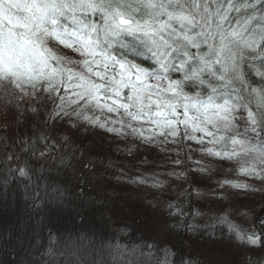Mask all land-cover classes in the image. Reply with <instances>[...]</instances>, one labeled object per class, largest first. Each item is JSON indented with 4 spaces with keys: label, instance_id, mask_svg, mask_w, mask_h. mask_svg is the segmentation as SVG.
<instances>
[{
    "label": "snow or ice",
    "instance_id": "1",
    "mask_svg": "<svg viewBox=\"0 0 264 264\" xmlns=\"http://www.w3.org/2000/svg\"><path fill=\"white\" fill-rule=\"evenodd\" d=\"M146 54L154 68L129 58ZM249 65L261 86H252ZM0 88L21 99L39 93L41 107L52 105L46 124L129 129L147 143L193 140L208 156L238 160L240 173L264 179V0H0ZM17 174L31 182L33 168ZM225 222L229 240L264 248V222L258 231L227 215ZM47 255L55 256L51 246Z\"/></svg>",
    "mask_w": 264,
    "mask_h": 264
},
{
    "label": "rangeland",
    "instance_id": "2",
    "mask_svg": "<svg viewBox=\"0 0 264 264\" xmlns=\"http://www.w3.org/2000/svg\"><path fill=\"white\" fill-rule=\"evenodd\" d=\"M57 51L79 58L70 50L57 48ZM15 92L20 97V93ZM23 99L32 101V105L35 102L40 111H47L50 107V103L41 107L39 93L35 99L31 96ZM85 127L84 132L66 140L69 146L80 144L85 150L96 148L98 154H102L108 144L118 142L119 137L113 139L118 135L115 132L117 135L114 136L101 130L93 134L88 125ZM65 136L66 133L62 137L64 140ZM170 138L165 141L163 136H158L148 143V149L158 143L178 157L183 147L179 138ZM86 141L89 143L85 144ZM185 141L191 143H186L188 156L185 162H180V174L171 166L168 175H164L167 180L162 181L156 179H162L160 175L163 174L157 176L158 167L151 161L148 166L144 162L147 167L142 168L149 173L151 182L143 191L124 192L126 198L121 201L114 197L105 205L115 209L106 214L99 213L97 203L89 205V199H84L82 189L87 186L85 182L77 184L72 176L67 181L59 171L53 170L58 183L52 184L54 200H51L50 207L44 205L41 193L33 188L40 183L38 178L34 184L35 180L29 182L22 177L21 191H11L9 183L4 182L0 185V199L5 205L12 203V209L19 205L22 212L19 224L15 218L10 222L9 214H0V241L8 243L15 254L10 257L5 254L9 262L44 264L45 260L54 259L56 264H208L211 259L223 264H260L264 261V248L239 246L229 240L231 229L225 217L227 215V220L245 229L258 231L264 222V192L259 191L264 188V179L240 173L238 160L208 156L201 151V144ZM30 142L34 144L35 139ZM83 152L87 154V151ZM138 166L133 168L130 162L128 165L125 162L123 168L126 173L134 171V177H137L141 172ZM225 180L230 183H223ZM232 183L250 187L238 189L232 187ZM253 187L256 191L252 190ZM62 188L65 189L57 190ZM60 193H63L62 197ZM11 195L14 196L12 200ZM31 206L35 211L29 217ZM29 218L33 221L28 227ZM50 246L55 256L42 254L39 257L41 251L48 252Z\"/></svg>",
    "mask_w": 264,
    "mask_h": 264
},
{
    "label": "trees",
    "instance_id": "3",
    "mask_svg": "<svg viewBox=\"0 0 264 264\" xmlns=\"http://www.w3.org/2000/svg\"><path fill=\"white\" fill-rule=\"evenodd\" d=\"M129 58L141 64L143 67H155L154 61L151 60L147 54L144 56H130ZM245 72L251 81H255V83L252 84L253 87L261 86V78L255 75V70L251 65L245 68ZM32 104V101L21 99L14 90L6 92L4 88L0 89V185L4 182L9 183L11 191L22 190L19 184L23 182V178L18 176L17 168L25 164L30 165L33 168L32 181L35 180L33 183L36 184L38 182L37 178L40 181V183L38 182V186H33V188H35V192L41 193L40 197L44 205L46 204L50 207L52 204L51 200H54L52 195L54 194V186H52V184L58 183L55 181L53 174L59 171V174H61L60 176L67 179V181H69V178L72 176V178L75 177V182H77V184H80L81 181L85 182L87 186L82 189L84 199L86 197L89 199V205L97 203L99 207L98 210H100L99 213L106 214L109 210L115 209L112 207L108 208V204L105 205L114 197L121 201L123 198H126L124 192L130 194L131 190L143 191L151 182L149 173H145L142 168L148 166V161H151V163L158 167V171L167 172V170L171 169L169 161L166 160V150L163 147L159 146L157 143L151 146L152 149H148V143L138 135L131 134L129 129H125V134L117 135L114 132L108 131L107 128L85 124L90 127L89 132L93 134L101 130L113 136L117 135L113 137V139L119 137L116 140L118 142L115 144H108V149L102 154H98L96 148H93V151L85 150L84 146L80 144L75 145V143H72L71 147L68 145L67 141L62 138L64 133L70 138L74 134H78V132H84L86 127L84 126V128L77 131L75 127H70L68 123L63 121H52L50 125L46 124L44 123L46 118L44 113L46 111H40V115H34L32 110L33 108H37V104L35 102L34 105ZM51 106L50 104L48 109H50ZM21 113L23 114L21 115ZM96 115H99L101 120L105 119H103V116L99 112H97ZM64 119L66 121L68 118L65 117ZM34 120H36L37 123H35ZM72 121L75 123L76 118L73 117ZM112 126L111 123L108 124V127ZM33 135L35 138H33ZM45 135L48 139L44 138ZM177 138H179L180 145L183 147V151L180 152L178 156L179 159L178 157L176 158V161H179V163H175L177 168L180 169V162H185L188 156L186 143H191V141H185V139H181V137ZM34 139L35 142L32 144L30 141ZM87 143L89 142L86 141L85 144ZM73 147L75 149H72ZM165 148L171 147L166 146ZM41 151L44 152V157L40 156ZM83 151H87V154L85 155ZM125 162H127V165L130 162L133 168L139 165L138 167L141 170V172H139L140 176L134 177V171L126 173L123 168ZM144 162H146L147 166L144 165ZM41 166H43V168H41ZM10 169L11 172L9 171ZM53 170L55 172H53ZM179 177H181V175H179ZM140 181H143V183ZM64 189L65 188L57 190L60 192ZM187 190L191 193L190 186H188ZM13 197L14 196L11 195L10 200H12ZM33 198L36 199L34 195ZM17 202L20 203V200ZM11 206H13L12 203H10V206L5 205L2 199H0V214L2 215L3 212L9 214L10 222L12 218H15L14 220H19V218L22 217L20 206L17 205L14 209H12ZM33 211L35 210L31 206L29 217L34 214L32 213ZM20 221L21 220H19L17 224H19ZM31 221H33L32 218H29L27 223ZM7 222H9V219H7ZM29 226L30 223L28 224V227ZM9 246L10 245L5 243V241H0V264H12L5 255L8 254L9 257L15 255L13 253L14 249L9 248ZM42 254L45 256L47 251L42 250L39 257H41ZM35 256L36 254L34 255V260Z\"/></svg>",
    "mask_w": 264,
    "mask_h": 264
},
{
    "label": "bare ground",
    "instance_id": "4",
    "mask_svg": "<svg viewBox=\"0 0 264 264\" xmlns=\"http://www.w3.org/2000/svg\"><path fill=\"white\" fill-rule=\"evenodd\" d=\"M136 63H137V62H136ZM256 66H257V67L260 66V65H259V61L256 62ZM150 68H152V67H150ZM107 115L110 116L111 119H117L116 115H114V114H107ZM102 116H103V119H104L105 116H104V115H102ZM145 126H147V125H145ZM118 127H119V125H117V128H118ZM165 154H167V156H166L167 161H169L170 165L173 167V169H174L173 171H174V172H177V173L180 174V170H178L179 168H177V166H176V164H175V161H176L177 155L174 154V153H173V154H174V155H173L171 152H168V151H166ZM178 159H179V157H178ZM171 166H170V167H171ZM160 173H163V174L160 175ZM159 175H160V177L162 178V179L159 178V180L166 181L167 179L164 177V175H168V171H167V172L159 171L157 176H159Z\"/></svg>",
    "mask_w": 264,
    "mask_h": 264
}]
</instances>
